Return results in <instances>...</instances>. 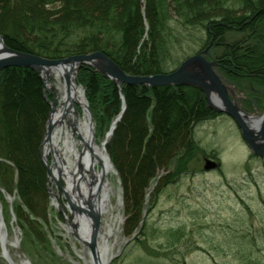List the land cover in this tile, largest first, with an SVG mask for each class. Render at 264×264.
<instances>
[{
    "label": "trees",
    "instance_id": "16d2710c",
    "mask_svg": "<svg viewBox=\"0 0 264 264\" xmlns=\"http://www.w3.org/2000/svg\"><path fill=\"white\" fill-rule=\"evenodd\" d=\"M56 3L57 9L46 8ZM232 31L244 36L227 42L226 33ZM0 37L15 51L48 59L98 51L130 75L172 71L189 56L185 48L194 41L201 46L192 53L211 42L207 58L216 61L215 72L225 84L244 95L238 105L246 112L264 110V0H0ZM75 83L83 88L94 128L102 135L124 105L106 151L126 193L127 235L141 224L135 241L143 249L151 236L140 214L145 190L155 181L152 195L158 196L175 180L179 171L173 177L158 171L194 150L192 128L218 114L193 86L117 85L87 64L79 67ZM32 93L33 102L19 98ZM48 113L35 71L13 66L0 70V187L13 197L23 234L28 230L37 241L32 242L45 247L55 262L41 222L50 209L47 174L38 154ZM28 141L25 152L21 143Z\"/></svg>",
    "mask_w": 264,
    "mask_h": 264
},
{
    "label": "rangeland",
    "instance_id": "374dc122",
    "mask_svg": "<svg viewBox=\"0 0 264 264\" xmlns=\"http://www.w3.org/2000/svg\"><path fill=\"white\" fill-rule=\"evenodd\" d=\"M46 8L55 10L58 8L57 3L46 5ZM198 35L201 37L202 33ZM243 36L244 32L232 31L226 33L225 39L235 42ZM200 46L199 41H194L191 47L185 48V52L190 55ZM216 46L213 45L215 51L221 52L222 47ZM232 89L236 92V100L244 98L235 87L232 86ZM50 90L55 98L54 91ZM33 95H19V98L23 103L28 102V99L33 102ZM76 105L78 115L82 118L83 110L79 104ZM246 114L254 115L252 112ZM93 132L95 143L100 145L105 134L102 135V131L95 128ZM190 139L194 143V150L186 153L182 160L177 156L168 168L158 171L162 177L166 174L173 177L179 171L175 180L164 186L158 196L152 195L155 181L145 190L140 214L141 218L146 217V228L151 236L147 239L148 246L143 249L135 241L141 224L138 223L127 235L130 227L126 212L128 206L123 205V194L126 198V193L113 166V172L107 177L110 186L108 209L104 213H97V243L104 228L107 225L110 228L109 243L113 244V249L109 264L113 261L116 264H264V158L250 153L236 124L225 114L204 119L195 125ZM21 144L27 152L30 141ZM47 158L51 165L54 158L50 152ZM65 158L64 163L72 167L71 158ZM208 161L214 163L213 168L205 169ZM99 169V165H96L95 170ZM57 180L69 197L63 179L58 177ZM59 186L47 176L50 209H47L45 220L41 221L42 234L48 241L46 244L58 258L55 262L48 257L44 246L42 248L32 242L37 241L29 236L28 230L23 234L13 213V197L0 187V211L7 230L8 258L12 263L92 264L89 249L73 235L75 231L79 237L87 239L91 231L90 223L85 221L77 227L73 220L76 211L71 208ZM75 188L81 192L80 187ZM77 214L83 219L82 213ZM39 235L37 232L35 236ZM158 244L161 248L157 247ZM0 264H10L3 257L1 243Z\"/></svg>",
    "mask_w": 264,
    "mask_h": 264
},
{
    "label": "water",
    "instance_id": "95a60500",
    "mask_svg": "<svg viewBox=\"0 0 264 264\" xmlns=\"http://www.w3.org/2000/svg\"><path fill=\"white\" fill-rule=\"evenodd\" d=\"M208 46L183 59L179 65L172 71L166 73H157L152 75H130L122 71L113 61L101 52H93L89 54L71 55L60 59H48L39 57L32 54L22 53L14 51L4 45L2 38L0 37V70L6 67H22L30 68L38 73V76L42 79L43 83V98L49 105V113L47 116L45 134L39 146V159L47 172L56 184L59 186L58 180L53 175L52 168L57 172H60L59 166H57L55 160L50 165L48 162L47 154L51 152L52 141L55 134V128L58 122L53 121V115L56 109L55 98L50 89L45 86V75H47L53 69H60L64 74L65 84L68 86L70 78L75 83V77L77 71L81 65H91L97 71L111 79L117 85H130V86H150V87H169V86H193L202 91L205 95L208 107L217 112H223L228 115L236 124L239 129L240 135L253 155L264 157V113L259 116L246 114L241 108L238 107L234 99L233 91L226 86L221 78L215 73L213 67L216 62L208 60L206 54ZM2 49V50H1ZM81 89L82 96L87 110V117L89 119V125L91 130V139L93 138V124L92 116L88 108L87 101L84 97V90ZM51 96V99H49ZM83 110V106L79 104ZM124 110V105L120 114L114 119L106 132L104 139L100 145L105 146L109 137L111 136L115 124L119 121L121 113ZM75 117L78 116L77 108L73 106ZM54 122V123H53ZM52 155V153H51ZM214 163L208 161L205 169L213 168ZM60 187V186H59ZM60 190L65 194L68 202L69 197L65 193L64 189L60 187ZM88 209L83 207H71L82 214L87 215L84 220L90 223L91 231L88 234V238L82 239L77 232H73V235L77 237L88 249L92 264H98L97 261V238L99 233V215L93 211L91 205V199L87 201ZM91 218V219H89ZM92 222H91V221ZM3 220L0 211V230L3 228ZM73 226H76L73 224ZM2 246V244H1ZM3 248V247H2ZM3 257L10 263L11 260L6 256L3 250ZM23 264H29L24 261ZM109 264V260L106 262Z\"/></svg>",
    "mask_w": 264,
    "mask_h": 264
},
{
    "label": "bare ground",
    "instance_id": "6f19581e",
    "mask_svg": "<svg viewBox=\"0 0 264 264\" xmlns=\"http://www.w3.org/2000/svg\"><path fill=\"white\" fill-rule=\"evenodd\" d=\"M44 80L46 87L55 93L56 109L53 121L58 122L51 153L61 171L57 172L52 168L53 175L63 179L66 190H69V195L77 201L79 206L86 207L88 199H91L92 209L97 213H104L109 204L110 186L107 177L113 172V166L110 164L104 146L96 144L91 139L89 119L81 89L71 78L67 86L63 72L56 68L45 75ZM76 104L83 106L82 118L79 117L80 115L77 117L74 115L73 106L77 107ZM77 146L80 150L77 149ZM65 156L68 160L69 157L71 158L72 167L64 163ZM96 165H99V170H95ZM75 186L81 188L80 193ZM8 198L10 199L9 196ZM73 220L77 227L85 223V220L80 219L77 214L73 215ZM109 235L110 228L107 225L102 231L99 243H97L98 264H106L112 256L113 244L109 243ZM82 236L85 237L84 234ZM0 243L8 256L7 247L9 244L5 224L0 230Z\"/></svg>",
    "mask_w": 264,
    "mask_h": 264
},
{
    "label": "flooded vegetation",
    "instance_id": "af4514ba",
    "mask_svg": "<svg viewBox=\"0 0 264 264\" xmlns=\"http://www.w3.org/2000/svg\"><path fill=\"white\" fill-rule=\"evenodd\" d=\"M77 199V198H76Z\"/></svg>",
    "mask_w": 264,
    "mask_h": 264
}]
</instances>
